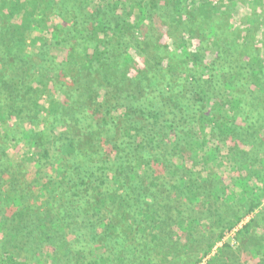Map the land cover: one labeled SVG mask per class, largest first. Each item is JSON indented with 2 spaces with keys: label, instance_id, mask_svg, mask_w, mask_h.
Returning <instances> with one entry per match:
<instances>
[{
  "label": "trees",
  "instance_id": "1",
  "mask_svg": "<svg viewBox=\"0 0 264 264\" xmlns=\"http://www.w3.org/2000/svg\"><path fill=\"white\" fill-rule=\"evenodd\" d=\"M227 1L240 2L0 0V137L22 130L11 144H21L20 155L37 170L47 143L58 157L56 181L40 187L44 201L32 207L21 187L27 175L0 148L7 177L0 187L8 188L0 193V264H41L39 256L53 264H154L150 253L157 262L188 264L191 252L176 249L173 227L200 244L191 263L200 264L242 219L221 218L227 200L255 211L264 197L257 122L264 0H255L261 13L250 20L260 39L255 55L235 64L242 72L229 64L228 73L218 51L204 92L163 64L160 44L165 34L180 40L181 28L218 16ZM117 12L124 19L110 26L107 16ZM179 46L197 57L183 40ZM40 127L47 142L31 134ZM209 178L219 189L199 184ZM253 223L262 242L264 208L244 229ZM255 255L264 264V249Z\"/></svg>",
  "mask_w": 264,
  "mask_h": 264
},
{
  "label": "rangeland",
  "instance_id": "2",
  "mask_svg": "<svg viewBox=\"0 0 264 264\" xmlns=\"http://www.w3.org/2000/svg\"><path fill=\"white\" fill-rule=\"evenodd\" d=\"M220 11L221 14L213 17L211 20H195L192 22V26H186L185 30L181 28L180 40L177 39L175 41L167 34L160 37V44L165 45L166 50V52H164L163 64L169 66L170 69L178 75L188 77V81L192 82L201 92H204L206 88V67H213L216 65L217 61L215 55L218 54V51L222 57V59L218 60V64H223L222 66L226 67L224 70L228 73H232V68L229 64H233L234 69L242 72L243 69L241 67L237 68L235 64L241 63L242 65H246L248 63L247 61L250 60L251 55H255V48L258 49L260 47V39L258 36H255V32H252L254 28L250 21L252 18H255L256 15L261 13V7L255 4V0H240L238 5H233L231 2L227 1L225 6L220 8ZM107 18L110 26H114L117 23L122 22L124 16L122 13L117 12L114 14H108ZM249 33H252L251 37H249ZM182 40L185 43L187 52L198 53L196 58L191 54L187 56L181 51L179 42ZM62 43L64 42L62 41ZM60 50L61 49L53 48L52 52L61 56L60 52L62 51ZM136 58L137 62L140 63L141 59L137 56ZM207 99H211V95H207ZM262 103L264 102H260V104ZM210 105H212V102H207L208 113V106ZM257 117L259 118L257 122L259 123L260 128H263L264 110L261 114H258ZM42 129L43 127H40L38 130L31 129L32 136L35 137ZM22 133V130L20 131L17 127H14L12 130L6 129L3 133L6 137L3 139L0 137V148L12 161L20 163L23 171L27 175L24 178L22 176L21 187H24L29 194L30 198L27 199L28 203L32 207L37 205L41 206L44 198L40 195V187L47 182L56 181L58 157L56 154H53L54 151L50 149V143H47L45 147H47L49 151L48 157H39V164H41L40 169L37 170L33 163L27 164V160L19 153L21 150L19 145L21 144H11V140L13 138H21ZM39 134L44 135L45 142L48 141L49 134L47 130L44 129V132ZM10 159L9 161H11ZM233 170L228 172H232ZM13 172L16 174V171ZM196 173L200 174L199 172ZM6 179V174L0 171V186L4 184ZM211 179L212 182L210 183L200 181L199 184L205 185L207 189L206 191H208L209 187L219 189L218 186L220 187V183L215 184V181H218L214 178H209V180ZM227 181L228 180H226V182ZM227 185L231 186L228 182ZM5 191L7 192L8 188L0 187V193L3 194ZM226 202L227 203L222 208L223 213L221 218H230L231 215L233 218L238 214L242 219L232 230H226L224 232L223 238L214 244L211 253L206 256L200 264H237L227 257L225 253L228 249L225 248L226 244L231 248V250H227L228 252H232L231 255L234 254V256L239 255L241 257V263L238 264H256L258 258L255 257L257 256L255 254L260 253L261 249H264V239L261 242L262 238L255 236L254 223L251 225L248 232L244 229V226L253 221L255 215L264 208V197L252 213H247V208L244 207L243 202L235 201L229 203V200ZM232 212H234V214H232ZM171 230L174 236L176 249H183V247L189 248L187 251L191 252V257L187 258V261H189L188 264H191L195 260L194 252L199 251L201 248L200 244L195 241H186L184 235H182L181 231L176 229V227H173ZM100 237L101 235L98 236V239H100ZM206 246L207 245H204L202 250L206 248ZM125 248L128 249L127 247ZM147 260L153 261L154 264H165L164 262H157L158 259L155 258L154 255H151V253ZM39 262L41 264H53L52 261H48L47 258H43V256H39L38 263ZM165 262L168 263V261ZM54 264H65V262L55 261Z\"/></svg>",
  "mask_w": 264,
  "mask_h": 264
}]
</instances>
